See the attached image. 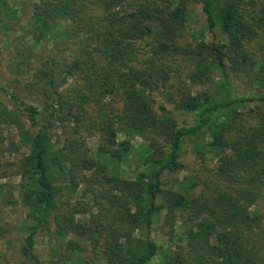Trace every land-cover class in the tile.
Wrapping results in <instances>:
<instances>
[{"label": "trees", "instance_id": "16d2710c", "mask_svg": "<svg viewBox=\"0 0 264 264\" xmlns=\"http://www.w3.org/2000/svg\"><path fill=\"white\" fill-rule=\"evenodd\" d=\"M194 1L205 15L209 41H183ZM43 2L44 8L35 5L39 24L64 20L68 35L84 38V47L65 66L70 82L62 90L46 65L33 72L28 86L45 81L52 91L42 108L10 92L12 105L0 111V181L6 177L5 127L13 126L29 150L20 163L28 226L16 264H41L36 238L50 232L52 216L60 235L94 236L106 264H150L157 256H163L160 264H264V217L249 210L264 196V0ZM212 69L225 80L221 102L191 90ZM231 80L253 96L229 100L225 86ZM251 102L238 112V105ZM173 112L196 114L195 125L179 124ZM67 123L71 134L55 148L52 129ZM87 131L98 138L95 157ZM121 132L146 142L131 179L118 174L131 150L128 141H117ZM201 134L203 147L194 150L198 168L190 170L181 162L182 148ZM205 155L212 156V167ZM185 170L186 187L167 188ZM82 183L93 205L66 204L54 216L63 187ZM178 212L185 242L168 254L149 230L161 213L172 229ZM86 213L93 226L76 219ZM7 232L0 221V238ZM5 256L0 249V264H10Z\"/></svg>", "mask_w": 264, "mask_h": 264}, {"label": "rangeland", "instance_id": "374dc122", "mask_svg": "<svg viewBox=\"0 0 264 264\" xmlns=\"http://www.w3.org/2000/svg\"><path fill=\"white\" fill-rule=\"evenodd\" d=\"M44 0H0V111L8 110L12 105L9 93H15L20 99L30 103L38 104L41 108L45 101H49L48 94H51V88L46 86L45 81L36 87H29L28 84L34 81L33 72L43 65L51 70L54 75L56 85L60 90L67 86L70 77L64 72L65 66L73 57L80 55V50L84 47V38L70 37L67 31V22L57 19L55 22L45 27L35 19V5L44 8ZM220 35L218 29L214 31ZM212 34L206 27L205 15L201 10V5L192 2L187 9V23L184 42L195 43L200 40L209 41ZM225 80L223 76L212 69L200 83L192 87V93L205 92L213 95L217 102H221L226 97L222 86ZM230 100H242L251 98L254 93L247 92L241 83L231 80L230 85L225 86ZM161 99H159V102ZM254 103H243L238 105V112H245ZM172 106L167 105V110L172 111ZM179 124L193 127L196 121V114L173 112ZM67 125H56L52 129L53 142L55 148H59L65 141V138L71 134ZM86 142L90 148L91 156L95 157L98 147V138L94 133H83ZM187 138L183 145L181 153V162L187 165L190 170L198 168L197 156L194 153L196 147H203V138ZM200 138V139H199ZM117 141H128L131 150L126 161L121 165L118 174L122 178H134L136 175L135 167L138 164L139 157L146 150L145 140L138 136H128L123 132L117 134ZM2 169L6 177L0 181V221L4 224L8 232L5 237L0 238V249L6 251V258L10 264L20 262L18 248L20 242L26 234L28 222L25 219L27 207L22 200V182L20 163L29 154V150L24 147L19 140V133L13 126H6L4 130V141L1 148ZM205 164L212 167L214 160L212 156L205 155ZM135 170V171H134ZM189 170V171H190ZM108 171L115 172L108 167ZM107 171V174H108ZM93 174V173H92ZM94 175V174H93ZM97 175V174H96ZM109 175V174H108ZM98 177H101L97 175ZM185 171L174 175L175 181L167 188H173L175 191H182L186 187ZM109 186V183L105 184ZM89 187L82 183L77 189L72 190L69 187H63L58 195V209L54 216L60 212H65L66 204H75L84 202L93 205V197L88 191ZM199 191L194 193L198 194ZM252 215L259 214L264 217V196L252 207ZM92 214L97 212L96 207L91 209ZM90 212V213H91ZM90 213L76 215V219L82 223L91 225ZM51 218V230L39 235L36 239L35 251L41 261V264H106L100 256L94 236L78 237L63 231L59 234ZM264 219V218H263ZM182 214L176 215L173 228L170 229L164 224L163 214L161 213L154 219L149 235L161 247V251L171 254L177 246L184 244L185 226L182 224ZM93 226V225H91ZM145 232H142L144 235ZM96 235V234H95ZM97 236V235H96ZM67 243L77 244L76 248L69 247ZM163 256H157L150 264H160ZM1 261V259H0Z\"/></svg>", "mask_w": 264, "mask_h": 264}]
</instances>
